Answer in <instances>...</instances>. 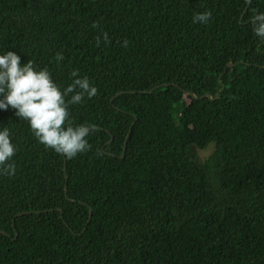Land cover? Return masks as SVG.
I'll return each instance as SVG.
<instances>
[{"label":"trees","instance_id":"trees-1","mask_svg":"<svg viewBox=\"0 0 264 264\" xmlns=\"http://www.w3.org/2000/svg\"><path fill=\"white\" fill-rule=\"evenodd\" d=\"M247 3L0 0V264H264Z\"/></svg>","mask_w":264,"mask_h":264},{"label":"water","instance_id":"water-1","mask_svg":"<svg viewBox=\"0 0 264 264\" xmlns=\"http://www.w3.org/2000/svg\"><path fill=\"white\" fill-rule=\"evenodd\" d=\"M251 1H252V0H248V3H247V5H246V7H245V9H244L243 14H245L246 11L248 10V8H249V6H250V4H251ZM261 18L264 19V16H262ZM255 19H257V18H255ZM234 65H235V63H228V64H227V67H233ZM166 85H167V84H166ZM151 91H152V89H150V90H143V91H139V92H140V93H144V92H148V93H149V92H151ZM123 92L135 93L136 91H135V90L119 91V92L116 93V95H119V94H121V93H123ZM186 93L192 95L194 98H204V97H209L210 99H215V98H217V96H218V95H215V97H213L210 93H204V94H202V95H200V96L198 97V96H197L194 92H192V91H186ZM116 95H115V96H116ZM115 96H114V97H115ZM114 97H112L111 100H113ZM133 124H134V123H133ZM133 124L131 125V127H130L128 133H127V136H126V138H125L122 157L125 155L126 148H127V142H128V139H129V137H130V135H131ZM87 129H88V128H83V129H79L78 131H81V130H87ZM73 137H74V135H72L71 137H69V138L67 139V141H66V142L64 143V145H63V149L65 148L66 144H67V143H68ZM109 154H110V155H114L113 153H109ZM65 168H66V166H65ZM65 193L67 194V187L65 188ZM58 210L62 212V209H61V208H58ZM46 211H47V210H46ZM36 212H39V211H36ZM25 213H28V212H25ZM20 214H24V213L22 212V213H20ZM20 214H19V215H20ZM91 217H92V208H90V214H89V220H88V221H90ZM0 232L5 233V234L8 235V233L5 232V231H3V230H0Z\"/></svg>","mask_w":264,"mask_h":264},{"label":"rangeland","instance_id":"rangeland-1","mask_svg":"<svg viewBox=\"0 0 264 264\" xmlns=\"http://www.w3.org/2000/svg\"><path fill=\"white\" fill-rule=\"evenodd\" d=\"M214 150H215L214 143L209 144L206 148H196L195 149L197 157L201 161H205L207 158H209L214 152Z\"/></svg>","mask_w":264,"mask_h":264}]
</instances>
